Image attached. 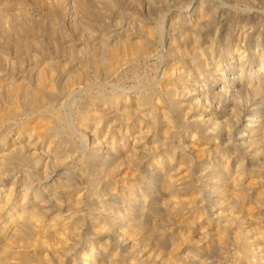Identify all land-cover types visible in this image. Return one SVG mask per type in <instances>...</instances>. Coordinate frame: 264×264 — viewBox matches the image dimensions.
<instances>
[{
  "label": "bare ground",
  "instance_id": "obj_1",
  "mask_svg": "<svg viewBox=\"0 0 264 264\" xmlns=\"http://www.w3.org/2000/svg\"><path fill=\"white\" fill-rule=\"evenodd\" d=\"M219 1L141 0L147 12L167 10L161 34L153 18L134 16L135 0H68L62 21L76 38L64 36L51 12L32 11L24 1L3 4L0 264H40L26 250L15 255L18 242L33 231L67 234L71 243L62 254L77 251L82 222L77 209L84 201L96 215L87 229L98 241L73 264H210L206 259L224 250L226 255L228 245L236 252L217 264H264V0ZM239 3L249 10H238ZM74 8L82 24L76 30L69 15ZM47 32L63 37L57 44ZM158 38L166 56L157 85L161 97L112 87L107 94L88 93L74 110L76 126L91 140L85 164L115 182L132 180L125 194L115 190L106 199L94 194L83 199L72 181L76 174L64 168L75 152L70 130L62 127L64 102L91 89L93 81L104 86L135 70L156 54ZM2 44L12 47V54L3 53ZM57 45L63 56L55 54ZM218 133L232 144L227 159L194 185L187 154L198 135L216 150ZM244 159L251 169L245 170ZM49 168L52 174L32 185L28 169L44 176ZM195 192L205 193L208 218L194 210ZM176 194L188 198L173 199ZM117 200L150 218L146 234L139 237L127 224L128 211L117 214ZM43 219L48 223H37Z\"/></svg>",
  "mask_w": 264,
  "mask_h": 264
},
{
  "label": "rangeland",
  "instance_id": "obj_2",
  "mask_svg": "<svg viewBox=\"0 0 264 264\" xmlns=\"http://www.w3.org/2000/svg\"><path fill=\"white\" fill-rule=\"evenodd\" d=\"M11 1L13 2L14 0H0V9L3 10V7H4L3 4L4 3H8V2L10 3ZM18 1H20V2H23L24 1L25 4H28L26 6L27 7L29 6L28 8L30 10H32V11H37L38 10V12H43V13L45 11H46L45 13L51 12L52 14L55 15L56 18H59V19H57V21H58L59 24H61L60 30H62L61 32L64 33V36L66 35V36H68V38H71V37L72 38H76V37L73 36V35H75V33H71V30H73V29L68 28L69 24H64L63 21H62L63 20L62 18L64 16L65 10L69 11L68 10L69 7L67 8L65 6L66 3L68 2V0H57V1L56 0H42V1L41 0H18ZM140 1L141 0H135V2H136L137 5L135 7H133V9L131 10L134 13V16L135 17H139L140 19L145 20V21L150 20V19L153 18L152 20L156 24H158L159 26H161V27L158 28L161 31L164 14L167 12V10H163V13H162V11H160V12H153V11L147 12L144 9L143 10L141 9L142 8V5H140V3H141ZM205 1L206 2L213 1V2H215L217 4L220 3L219 0H205ZM38 3H39V5H38ZM30 4H31V6H30ZM236 7H237V9L239 8L238 10H240V9L241 10H244V9L245 10H247V9L249 10V7L245 3H239V4H237ZM260 9L261 10H264V6L261 5ZM71 11H73V15H71ZM76 12L77 11H76L75 8L74 9H70V14H69L70 17L72 16V18H73V23H72L73 25H71V26H74L73 28L75 30L78 29V27L79 28L82 27V24L80 23V21L77 20V13ZM3 14L6 15L7 12H4ZM174 14L175 15H178V13H174ZM181 14L182 15L185 14V11H182ZM74 17H75V19H74ZM123 21H127V19L124 18ZM76 23H77V25H76ZM63 30H65V31H63ZM161 34H163L162 31H161ZM48 35H49L48 36L49 38L51 37L50 40L56 42L57 44L61 41V39H62L61 37H63V36H61L59 34H53L51 36L48 33ZM0 40H1V37H0ZM158 40H159L160 43L158 42ZM2 45H5V46H2V49H1L3 51V53H5V54H7V53L12 54L11 53L12 50H13L12 47H9L8 44L7 45L6 44H2ZM155 48H157L156 51H155L156 54L153 57L149 58L148 60L138 63L139 65H137V67H136L135 70H133V71L127 70L125 72V74H123L124 72L121 73L116 78L114 77L115 80L112 78L104 86H103V83H101L99 81H93L90 84L91 89L87 88V90H84V91H81V92L79 91L78 93H76V95L74 96V98L68 99V100H66L64 102V106L62 108V113L65 115V118H66V122L67 123H65L64 125L62 124V127L70 130L71 135H70L69 141L71 143V146L73 147V150L75 151L73 153L72 159H70L69 162H67V165H65L64 168L66 170L67 169L68 170H71V171H73L76 174L75 175V176H77L76 179H75V177H73V180L72 181L74 182V186L76 188V191H79L80 190L79 192H80V194L83 195V197H82L83 199H85L86 196L88 198L89 196H91L93 194H94V196L95 195L102 196V198L104 197V199H106L115 190H117V192L119 194H125L126 189L131 186V184H132L131 181L132 180H129V182L127 184H124L121 180H116V182H115L112 175H109L107 177H102V175L95 174L92 170H90V168L85 164V162H86V159L88 158V154L87 153L89 152L88 150H89V146H90L89 144H90L91 140L89 138V133L84 128H78L76 126V123L74 121V119H75V113L74 112L76 111L78 105L82 101H84L86 99V97L88 96V93H91L92 92L91 94L95 96V95H101V92L103 91V93L107 94L108 92H110V90L112 89V87L113 88H116L114 90L120 91V92H126L128 90L129 91H131V90H138L140 92H142V91H151V92H155L154 94H155L156 97H161L157 93V85L159 83L160 70L162 68V65L164 64V61L166 59V56H165V45L162 42V40H160V38L157 39V43H156ZM163 48H164V50H163ZM61 50H62L61 47H58V45H57V49H56L55 54L58 57L59 56H63L65 54ZM145 88H146V90H145ZM82 92H84V93H82ZM156 94H158V95H156ZM199 137L201 138V135L200 136L199 135L196 136V138L194 140V144H195L194 145V150H192L191 153L189 152L187 154V156L191 159V160H189L190 161V164H191V168H190V171L188 172V174H190L189 177L193 180V184L194 185H198L199 184L200 179H201V176L204 173H206V172L208 173L212 169H214V170L216 169L217 171H219V168L218 167L224 161H226L227 156H228V153H227L228 152L227 144L229 143V145H230L229 147L232 146V144L229 141H226L224 139V137L221 136V133H218L217 135L213 136V138H215L213 140H214V143L216 145V150H213V147L212 146H210L203 138L199 139ZM196 142H197V144H196ZM175 148H176L175 151L177 153V151L179 150V148L178 147H175ZM199 151H200V153H199ZM237 154L240 155L241 158L244 157L243 154H242V151L237 152ZM192 157H193V159H192ZM223 159H225V160H223ZM243 161L246 162L245 163L246 165L244 164L245 170H249V169L252 168L250 165L247 164V159H244ZM75 164H77V165H75ZM200 170H202L203 172L200 171ZM47 171L45 172V175L43 176V174L40 173L39 171H36V170H33V169H31V170L28 169L27 175H28L29 180L32 183V185H39V184H41L42 181L45 179V177H47V176H49V175L52 174L51 173V171H52L51 168H49ZM220 174L221 173L219 172V175ZM173 178H170V179L172 180ZM94 179L96 181H94ZM129 179H131V178H129ZM85 180L86 181L87 180H90L89 181V183H90L89 185L90 186L87 184V182ZM107 182H111L112 184L115 182V185L108 186V183ZM111 183H109V184H111ZM83 189H84V192H83ZM109 189H110V191H109ZM3 194H5V193H3ZM204 194L205 193H200V192H195V194H194L195 197H197L199 195L197 197V202L194 205V210L198 208L196 211H197V213H199L200 215H202L201 217L203 219H205L206 217L208 218L210 216V207H211V206H207L205 204H204V206L202 205V201L204 203V198H205V195ZM176 198H178V199H184V198H188V196L179 197L176 194L173 197V199H176ZM113 203H115L116 205L119 206V210L117 211V214L123 216L128 211V214H127L128 223L127 224L130 225V226L132 225V226L136 227L139 230V234H138L139 237L142 236V235H144V234H146V232H147V230H148V228H149V226L151 224L150 218L144 219L146 217H143V215H141L139 213H138L139 214L138 215L135 212L136 208H131V209H127V208L125 209L124 207L122 208L123 202H120L119 200H117V201H115ZM77 210H78V214L82 218L81 226L78 228V231H77V234H78V236H77L78 238L77 239H78V242H80L81 244H79V246L77 247V251H75V252L74 251H70L68 253V255H70V257L67 254L66 255H63L62 254L63 249L66 248V247H68V245L71 243V240L67 237V234L64 235L63 233H61V235H60V234H56L54 232L51 233L50 231H47V232H45V233H43L41 235L40 234H37L36 232L33 231L32 232L33 234L31 236V238H26V240H23L24 242H20L19 241L18 244H17V246H19V247L16 249L18 253L15 254L16 257L19 256L20 252L26 250L30 254V256L32 258L35 257L34 259L38 263H40V264H61V263L62 264H73L72 261H74V259H76V257L79 254L84 253L82 250L86 246H88L90 244H93V243H95V242L98 241L96 239H93L91 237V235H89V230L87 229V226H88L87 224H88L89 220L94 219L96 217V215L93 214V212L91 210H89V208L87 207V204H86L85 201L81 203V205L78 207ZM130 215L133 216V217H131ZM137 220L140 223L137 222ZM2 222H4V221L0 220V227H2V225L4 226V223H2ZM43 222H44V219H43L42 222L39 221L37 223H43ZM45 222L48 223V221H45ZM126 225L124 226V228H127ZM140 227H142V228H140ZM0 229H2V228H0ZM111 229L112 228H110V230ZM5 230H6V228L4 229V231ZM1 232H2V230H0V237H1L0 238V241H2V240L5 239V237H2V233ZM49 238H51V239H49ZM44 239H45V241H44ZM91 241L93 243H91ZM109 242H112V240L109 239ZM0 244H1V242H0ZM26 244H28V245H26ZM117 249L119 250V248H117ZM227 249L228 250H226V255H225V250H224L223 253H220V254H218L216 256L215 255L214 256H210L206 260L208 262L210 261V264H217V261H223V260H226L227 261V260H229L230 257H231V255L236 252V249L233 248V246H230V245L227 246ZM164 250L165 249H163V251H162V248H159V247L157 249L158 252L161 251V253H163L164 255H167L168 253H166ZM240 264H242V263H240Z\"/></svg>",
  "mask_w": 264,
  "mask_h": 264
}]
</instances>
